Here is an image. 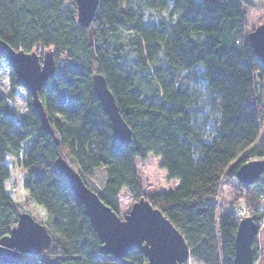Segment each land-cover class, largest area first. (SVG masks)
<instances>
[{"label":"trees","instance_id":"trees-1","mask_svg":"<svg viewBox=\"0 0 264 264\" xmlns=\"http://www.w3.org/2000/svg\"><path fill=\"white\" fill-rule=\"evenodd\" d=\"M246 10H264V0H99L92 23L83 27L74 0H0V39L24 52L48 48L56 62L38 93L50 135L0 54V237L20 212L52 235L47 250L8 264L146 262L138 248L122 259L100 254L83 204L57 170L58 154L82 178L103 171L99 190L86 185L118 215L122 189L133 202L144 197L161 210L189 247L184 264H235L239 217L217 216V188L242 163L264 158L257 86L264 68L248 40ZM121 33L126 41L118 39ZM95 72L105 76L132 131L128 146L112 137L92 90ZM148 154L178 183L145 197L136 160ZM260 178L238 183L254 221L264 215ZM252 248L255 264L264 257V241L259 246L255 236Z\"/></svg>","mask_w":264,"mask_h":264},{"label":"water","instance_id":"water-1","mask_svg":"<svg viewBox=\"0 0 264 264\" xmlns=\"http://www.w3.org/2000/svg\"><path fill=\"white\" fill-rule=\"evenodd\" d=\"M74 2L78 23L88 27L94 19L99 0ZM248 40L256 60L264 68V21L248 33ZM0 54L13 67L19 84L30 93L31 105L40 118L42 129L52 135L38 93L55 73L53 52L47 51L40 56L34 51L15 50L0 39ZM91 85L109 117L113 139L122 146H128L132 131L123 119L103 73H93ZM55 163L74 196L84 206L88 221L101 243L100 254L122 259L129 251L138 248L146 257L144 264H184L189 259V247L182 234L148 199L142 197L133 202L121 218L86 185L81 174L64 156L58 154ZM263 172L264 159H253L239 165L235 178L243 186H250ZM257 230L251 216L239 218L234 237L235 264H254L252 242ZM51 242L52 235L43 224L30 214L20 212L16 224L0 237V263H15L22 254L38 255L47 250Z\"/></svg>","mask_w":264,"mask_h":264},{"label":"rangeland","instance_id":"rangeland-1","mask_svg":"<svg viewBox=\"0 0 264 264\" xmlns=\"http://www.w3.org/2000/svg\"><path fill=\"white\" fill-rule=\"evenodd\" d=\"M245 21L247 26V31H251L257 27L260 23L264 21V10H246L245 11ZM128 34L121 33L118 37L121 41H126ZM49 51L48 48H43L41 46L36 47L35 52L42 56L45 52ZM127 61L131 60V53H126ZM259 89L262 90L263 102H264V74L262 78L257 83ZM264 129V107L262 115V131ZM245 153L241 154L244 155ZM241 156L237 157L232 161L231 164L237 162ZM66 160L70 163L67 157ZM264 159V158H263ZM71 164V163H70ZM72 165V164H71ZM138 176L142 184V191L145 197L159 192H164L172 189L178 183L176 179H169L166 172L159 167V158L153 154H148L143 159L136 160ZM261 183L264 185V172L260 176ZM86 184L99 190L103 183V171L98 168L94 170L92 176L83 177ZM242 190L238 186V181L236 178H230L226 174L223 176L217 188V216L225 213L233 212L241 218L243 213L246 212V207L243 205ZM133 203L132 198L125 189H122L119 193V216L122 218L130 209ZM259 246L264 241V228L257 237ZM264 257L259 255L257 257L255 264H264Z\"/></svg>","mask_w":264,"mask_h":264},{"label":"built area","instance_id":"built-area-1","mask_svg":"<svg viewBox=\"0 0 264 264\" xmlns=\"http://www.w3.org/2000/svg\"><path fill=\"white\" fill-rule=\"evenodd\" d=\"M260 202H261V206H262V208L264 210V192L260 195ZM249 214H250V211L246 210V212L243 213V215H240V216H242V217L249 216ZM255 223L257 224V228H258L257 234H256V236L258 237L259 234L261 233L262 229L264 228V215L261 218L257 219L255 221Z\"/></svg>","mask_w":264,"mask_h":264}]
</instances>
